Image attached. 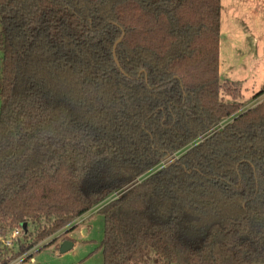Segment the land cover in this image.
<instances>
[{"label": "trees", "instance_id": "obj_1", "mask_svg": "<svg viewBox=\"0 0 264 264\" xmlns=\"http://www.w3.org/2000/svg\"><path fill=\"white\" fill-rule=\"evenodd\" d=\"M221 11L0 0V233L43 219L37 243L205 135L98 211L102 264H264V100L220 75Z\"/></svg>", "mask_w": 264, "mask_h": 264}, {"label": "rangeland", "instance_id": "obj_2", "mask_svg": "<svg viewBox=\"0 0 264 264\" xmlns=\"http://www.w3.org/2000/svg\"><path fill=\"white\" fill-rule=\"evenodd\" d=\"M221 7L219 71L223 80L230 79L241 85L243 96L240 101L243 104L238 112H243L264 100V93L254 96L264 87V0H221ZM224 99L231 101L226 95ZM229 120L231 117L221 120L220 123L226 124ZM197 142L198 139L189 143L176 151L174 156H179ZM158 167L151 170L155 171ZM83 218L76 225H65L37 243L32 242L39 227L47 223L45 220L29 221L25 230L17 229L18 234L15 237L12 236L15 229L10 230L7 227L4 234L0 233V262L20 251L21 244L32 243L9 262L24 257L19 264H102L103 254L99 245L104 231L103 215L93 212L88 218ZM65 237L72 239L74 246L61 253L58 247L68 239ZM9 240L11 244H7ZM40 245L42 246L39 249ZM27 253L31 254L30 257H27ZM155 259L154 252L147 250L137 255L132 264H160Z\"/></svg>", "mask_w": 264, "mask_h": 264}, {"label": "built area", "instance_id": "obj_3", "mask_svg": "<svg viewBox=\"0 0 264 264\" xmlns=\"http://www.w3.org/2000/svg\"><path fill=\"white\" fill-rule=\"evenodd\" d=\"M224 124H225V123H220V122H218L216 125H214V126L208 131V133H209V132L212 133V132L216 131L217 129L222 128V127L224 126ZM226 124H227V123H226ZM204 138H205V135H201V136L198 138V140H199V141H202ZM197 143H198V142H197ZM175 152H176V151H175ZM175 152H173V153L167 155L166 158H165L164 160H162V161L160 162V164L158 165V166H159L158 169L161 168V167H163V166H165V165H167L168 163L174 161V159H176V158L178 157V156H177V157L174 156V153H175ZM166 160H167V161H166ZM151 172H152V171H150V173H151ZM150 173H149V171H148V172H146V173H143V174L137 176L135 179H133L132 182H130V185H129V186L120 188L118 191H116L115 193H113L109 198H107V199L101 201L100 203L94 205V206L91 207L89 210H87L85 213H83V214H81L80 216H78V217H76L75 219H73V220L69 223L70 225H68V226H66V227H72L73 225H76L77 222H79V221L81 220V217H84V218H83V220H84V219L88 218L89 215H90L91 213H93V212H98V211H99L104 205H106L107 203H109L111 200L117 198V197H118L119 195H121L122 193L126 192L130 187H132L133 185H136L137 183L142 182L146 177H148V176L150 175ZM144 174H145V176H143ZM17 234H18V230L15 229V230L13 231V233H12V236L15 237V236H17ZM7 244H11V241H10V240L7 241ZM41 246H42V245L38 246V248L40 249ZM26 255H27V257H30L31 254H28V253H27ZM23 258H24V257H23ZM23 258H22V259H21V258H18V259L16 258V259H14V260L11 261V262L8 261L9 263L7 262L6 264H17V263L19 264V263L23 260ZM31 259H32V258H31Z\"/></svg>", "mask_w": 264, "mask_h": 264}, {"label": "water", "instance_id": "obj_4", "mask_svg": "<svg viewBox=\"0 0 264 264\" xmlns=\"http://www.w3.org/2000/svg\"><path fill=\"white\" fill-rule=\"evenodd\" d=\"M124 34H125V31H124V29H122V34L120 35V37H118V38L116 39V41H115V43H114V45H113V55H114V60H115V62L117 63V65H118L119 67H120V62H119V60H118V58H117L116 50H117V46H118V44L122 41V39H123V37H124ZM122 71H123V69H122ZM73 245H74L73 241H71V240H69V239L64 240V241L61 243L60 247H59V251H60L61 253H65V252L69 251V250L73 247Z\"/></svg>", "mask_w": 264, "mask_h": 264}, {"label": "crops", "instance_id": "obj_5", "mask_svg": "<svg viewBox=\"0 0 264 264\" xmlns=\"http://www.w3.org/2000/svg\"><path fill=\"white\" fill-rule=\"evenodd\" d=\"M69 239V238H68ZM69 240H72V239H69ZM74 246V245H73Z\"/></svg>", "mask_w": 264, "mask_h": 264}]
</instances>
